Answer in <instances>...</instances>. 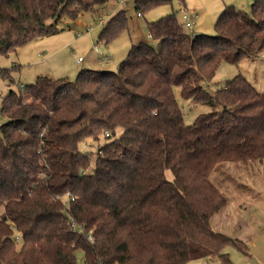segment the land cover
<instances>
[{
  "label": "trees",
  "instance_id": "16d2710c",
  "mask_svg": "<svg viewBox=\"0 0 264 264\" xmlns=\"http://www.w3.org/2000/svg\"><path fill=\"white\" fill-rule=\"evenodd\" d=\"M111 1L0 0V54ZM165 1L135 0V8L143 16ZM125 23V11L112 15L100 40L110 44ZM183 25L175 13L149 23L158 46L133 44L117 70L83 68L75 81L39 76L25 92L9 91L0 264H79V251L83 264H234L228 245L248 253L246 242L211 226L228 204L211 175L222 162L264 164V93L242 74L214 92L203 83L223 62L264 52V0L251 14L226 6L213 35ZM175 87L212 111L187 125ZM102 136L91 166L80 146Z\"/></svg>",
  "mask_w": 264,
  "mask_h": 264
},
{
  "label": "rangeland",
  "instance_id": "374dc122",
  "mask_svg": "<svg viewBox=\"0 0 264 264\" xmlns=\"http://www.w3.org/2000/svg\"><path fill=\"white\" fill-rule=\"evenodd\" d=\"M255 1L167 0L144 9L143 16L138 17L135 0H128L126 7H123L118 0H113L105 6L96 7V11L91 8L89 11L81 12L76 18L63 16L58 24V31L54 34L25 43L7 54H0V121H5L1 116L3 100L11 89L25 92L26 87L34 84L39 76L55 80L64 78L75 81L83 68L117 70L118 65L127 57L133 42L140 41L138 39H142V35L151 45L157 47V42L149 34V23L175 13L180 24H183V13L188 12L192 17L197 14L193 18L194 33L213 35L216 32V21L226 6L235 5L240 10L251 14ZM119 11H125V26L119 30L114 41L106 44L100 40L101 32L104 29V24H101V21L103 20L105 23ZM183 27L186 33L191 34L190 29L185 25ZM79 33L81 36H78ZM79 58H82L83 62L79 63ZM239 74L245 75L260 92L264 93V52L256 58L244 57L237 64L223 62L213 79L204 82L203 86L209 92H214L223 88ZM174 91L187 125L193 124L201 114L212 111V107L209 105L183 97L179 87H175ZM105 143L106 139L102 136L99 141L89 139L81 144V150L90 155L91 166L94 165L98 149ZM238 164L242 165L239 170L235 168ZM258 165L251 161L222 162L217 164L212 172L211 179L221 187H219L220 189L226 188L223 190L225 192H222L235 209L237 208L236 196L247 197V194L251 197L256 196L252 184L256 183L257 188L263 191L264 168L260 169L257 167ZM167 176L169 179H173L170 172L167 173ZM262 198L263 200L258 206L247 203L243 210L244 217L248 218L249 223L257 230L258 238L261 240L247 236L245 231L243 234H239L242 239H247L249 249L248 253H244L237 247L228 245L225 252L230 254L234 264H264V197L262 196ZM237 199L239 200V198ZM249 214L252 216L249 217ZM244 227L245 225L239 223L235 228L241 230ZM17 245L19 248L22 245L20 238L17 240ZM77 256L79 264H83V254L79 251ZM190 264L222 263L218 257H213L193 261Z\"/></svg>",
  "mask_w": 264,
  "mask_h": 264
},
{
  "label": "crops",
  "instance_id": "0c3cea01",
  "mask_svg": "<svg viewBox=\"0 0 264 264\" xmlns=\"http://www.w3.org/2000/svg\"><path fill=\"white\" fill-rule=\"evenodd\" d=\"M148 37L150 38L149 35H148ZM138 40L147 41L146 39H144L143 35H142V39L140 38ZM140 41H138V42H140ZM137 43L133 42V44H137ZM240 166H242V165L238 164L237 166H235V168H238V170H239ZM257 167H259L260 169H263L264 164H259ZM255 184L256 183L252 184V186L254 188V191L256 192L255 193L256 196L251 197L249 194H247V197H245V196H242L241 194H239V195H241L240 197L236 196V199H235V197H233L236 200V207H237L236 209H235V207L231 206L228 202L226 207L221 209L219 212H217L211 218V226L215 231L224 233V234L231 236L233 238L243 240L244 242H246V244H247V241H246L247 239L244 240L241 238V236H239V234H243V231H245V234L247 236H252L254 239H257V240L260 239V238H258L259 233L257 232V230H255L254 227L252 226V224L249 223L248 218H245L243 215V210L245 209L244 206H246L247 203H248V205L253 203L255 206L256 205L258 206L259 203L263 200L262 196L264 197V189H262L263 191L259 190ZM221 185L223 187V184H221ZM225 189L226 188H224L223 190H225ZM223 190L221 189V191H223ZM223 192H225V191H223ZM237 198H239V200ZM245 212L247 213V210H245ZM251 216H252V214L251 215L249 214V217H251ZM239 223L242 225H245V227L243 229L241 228V230H236L235 227Z\"/></svg>",
  "mask_w": 264,
  "mask_h": 264
},
{
  "label": "built area",
  "instance_id": "2783aa9c",
  "mask_svg": "<svg viewBox=\"0 0 264 264\" xmlns=\"http://www.w3.org/2000/svg\"><path fill=\"white\" fill-rule=\"evenodd\" d=\"M127 1L128 0H118V2L123 5V7H126ZM137 16L142 17V15L139 12H138ZM196 16H197V14L194 15V17H196ZM194 17L190 16L188 12L184 13V15H183V21H184L186 27L191 30V32H193V30H194V25H195V22L193 20ZM101 24H104L103 20L101 21ZM78 36H81V33H79ZM78 62H80V63L83 62V59L79 58ZM90 240L93 241V238L90 237Z\"/></svg>",
  "mask_w": 264,
  "mask_h": 264
}]
</instances>
